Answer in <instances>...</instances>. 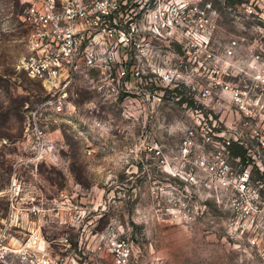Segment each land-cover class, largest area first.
I'll return each instance as SVG.
<instances>
[{
	"label": "rangeland",
	"instance_id": "1",
	"mask_svg": "<svg viewBox=\"0 0 264 264\" xmlns=\"http://www.w3.org/2000/svg\"><path fill=\"white\" fill-rule=\"evenodd\" d=\"M23 9L0 0V264H264V199L245 222L213 158L240 129L223 88L254 84L245 59L257 32L222 12L216 45L244 40L230 61L203 65L177 42L129 47L117 95L90 71L56 111L17 68ZM246 145L248 162L222 157L233 174L248 165L264 198V149Z\"/></svg>",
	"mask_w": 264,
	"mask_h": 264
},
{
	"label": "built area",
	"instance_id": "2",
	"mask_svg": "<svg viewBox=\"0 0 264 264\" xmlns=\"http://www.w3.org/2000/svg\"><path fill=\"white\" fill-rule=\"evenodd\" d=\"M22 4L26 54L17 68L41 82L52 95L56 111H62L72 83L87 77L90 71L100 72L106 79V93L117 95L129 74V47L153 40L177 42L187 56L203 65L230 61L237 56L240 40H244L235 38L221 47L216 45L222 12L231 17L234 26L245 28L246 24L255 30L253 47L245 59L254 84L223 88L241 113L237 123L240 129L232 137H222L221 150L213 156L224 168L223 175H233L220 182L224 188H234L230 198L232 203L242 204L240 217L245 222L254 219L264 199L260 194L263 183H252L248 165L233 174L222 154L236 144L244 148V160L248 162V140H255L257 147L264 149V0H22ZM138 75V71H130V77ZM210 93V89L202 90L204 97ZM199 164L214 170L205 158ZM256 169L264 177L261 161ZM188 178L194 180L191 174ZM122 254L126 256L127 251Z\"/></svg>",
	"mask_w": 264,
	"mask_h": 264
},
{
	"label": "trees",
	"instance_id": "3",
	"mask_svg": "<svg viewBox=\"0 0 264 264\" xmlns=\"http://www.w3.org/2000/svg\"><path fill=\"white\" fill-rule=\"evenodd\" d=\"M231 150H232L233 154L235 156H237L238 158H240L242 160L245 159V152L246 151L241 146H238L236 144H233L232 147H231Z\"/></svg>",
	"mask_w": 264,
	"mask_h": 264
}]
</instances>
